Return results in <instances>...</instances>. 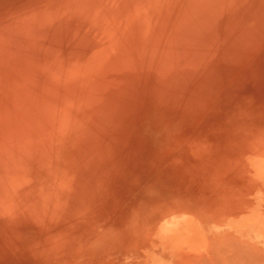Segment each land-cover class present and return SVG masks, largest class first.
Segmentation results:
<instances>
[{
	"label": "rangeland",
	"instance_id": "1",
	"mask_svg": "<svg viewBox=\"0 0 264 264\" xmlns=\"http://www.w3.org/2000/svg\"><path fill=\"white\" fill-rule=\"evenodd\" d=\"M223 2L191 36L155 3L102 17L0 0V264H131L149 213L164 230L197 222L188 199L234 214V186L264 166V0ZM133 31L155 34L154 53L125 42Z\"/></svg>",
	"mask_w": 264,
	"mask_h": 264
},
{
	"label": "bare ground",
	"instance_id": "2",
	"mask_svg": "<svg viewBox=\"0 0 264 264\" xmlns=\"http://www.w3.org/2000/svg\"><path fill=\"white\" fill-rule=\"evenodd\" d=\"M75 1L81 4V6L78 8V11H77V12H80L78 15L81 16L83 12L85 11L87 13L94 12L96 14L101 15L102 17H105L108 14L116 15V16H123L127 13L128 8L134 3L138 4L137 6L139 5L142 6L141 8L143 9V12H149L150 8L144 7V6L148 4L149 6H151V3H155L154 5H157L155 6L157 7V9L156 11L154 10L153 12L156 13L155 15L157 16V21H159L161 25L168 24L173 31H177L178 35H181L183 33H189L197 29L204 30L205 22L213 18L220 19L221 18L220 15L222 14V8H223V3H224L223 0H75ZM155 7L153 6L154 9ZM13 8H16V7H12V9ZM9 11L11 14H13L11 12V9ZM140 11L141 9L137 10V12H140ZM210 22L213 23L214 21L211 20ZM158 33L162 35L163 29L159 28ZM191 33H189L188 35H191ZM132 34H135L136 37L130 38V40L124 38L126 43L133 44V47L135 45L143 46L144 50L147 52H153L152 51L153 49L156 50L154 46L155 34L149 33L146 40L144 39L145 35H143L142 38H139L138 32L136 31H133V33H131L130 36ZM165 41L166 42L163 46L166 47L168 39H166ZM2 46H4V44ZM93 46L99 47L100 46L99 40L95 41L93 43ZM117 46L119 45L117 44ZM1 49L3 48L1 47ZM19 50L25 51L24 49L23 50L19 49ZM116 50L118 49L116 48ZM164 50L165 48H157V53L155 56L156 57L165 56ZM0 53H2V51H0ZM20 53H18V55L16 54V56L13 55L15 56L16 61H20V58H21V56L19 57ZM11 56L12 55H10V57ZM4 57L9 58V56L7 55H4ZM9 59L12 60V62L14 61L16 64V67H18L19 63L13 60L14 58L13 59L9 58ZM25 59H26V64L24 65H26V67L24 66V68H21L20 66V68H18L19 71H17V68L15 69L17 72H19L18 74H20V69L27 70V65L31 64L30 63L31 61L28 60L27 58H23L21 61L24 62ZM21 61L20 63L22 64ZM8 64H7V67H8ZM130 64L128 66H131ZM158 64L161 66H166L167 64H169V62H158ZM10 65H12V63ZM2 66H4V64ZM112 67H114V64ZM124 68H126V66ZM11 70H13L12 66H11ZM116 70H117L116 73H118L117 68ZM123 70L121 69V71ZM16 71L15 72L12 71L11 73L17 74ZM23 71H22V74H23ZM123 73L125 72L123 71ZM24 74H25V71H24ZM161 77H163V74ZM12 78L13 79L16 78L15 75L14 77L12 76ZM102 80L101 81L99 80V81L102 82ZM108 80H112V78ZM16 84L14 83L15 86H19L18 83ZM94 85L98 86V84H95V83ZM107 85L112 86L111 83H108ZM103 87H105V85ZM67 90L69 91V89ZM67 90L66 92H68ZM108 90L110 91V87L107 89V92L110 93ZM8 91L9 90H7V93H9ZM104 93L106 94V92ZM262 105L261 107L257 108L258 113L256 114L253 122L255 123L256 126L258 125L264 130V104ZM154 113H152L151 115L153 116ZM150 118L149 120L151 121ZM175 120H174V123L176 122ZM254 123H251V124H254ZM235 125H237V123ZM252 126L253 125H251V127ZM237 129H241V128L237 127ZM234 131H231V132L229 131L225 136L228 137L230 133L231 134L236 133ZM179 133L180 132H178V135ZM175 135L176 134H174V136ZM238 138L240 139L242 138L245 141V143H247L246 145H249V144L252 145L258 141V140L256 141L252 140L253 138L251 137L249 133L244 134V135L242 133L241 136L238 135ZM243 148H244V151L247 150V149L245 150L246 147H243ZM226 152L228 154V151ZM232 157H234V155H232ZM242 158H240V161ZM247 159L248 158H246V160ZM245 162H246L245 160L241 161V163H245ZM254 169H255V173H252L250 171L251 174L249 175L247 181H244L242 183L237 182L239 185L234 186L236 187V190H237V196L235 200L238 204H241L240 206L235 207L236 210L234 211V214L232 213L230 214L229 213L230 211L228 209L223 210L222 208H218V206L216 209L214 208V210H209L205 207V205H198V203H194L192 200L188 198H187L188 203H183V204L187 206V209H190L191 211L194 210L196 216L198 214V216L196 217L197 220L195 219L197 222L194 224L188 225V224L183 223L175 227H171L170 229H167L169 227L168 226L166 228L167 230H164L162 227H160L161 229H159V227L156 226V219H158L157 216L153 215L152 214L153 212L147 214L145 217V221H143L146 224V228H145L146 230L141 231L143 232L142 240H140V245L137 246V249L135 250V257L133 256L132 253H130L132 254V257H134L132 259L133 261H131V264H264V166H261L260 173L258 172L260 168L257 171H256V167H254ZM231 182H235V181L231 180ZM213 211L215 212V217L211 218L210 214ZM154 214H157V213L154 212ZM160 216H163V215L160 214ZM192 217H194V215ZM190 218L191 217H189V219ZM162 225H164V223ZM121 257L119 256V258Z\"/></svg>",
	"mask_w": 264,
	"mask_h": 264
}]
</instances>
